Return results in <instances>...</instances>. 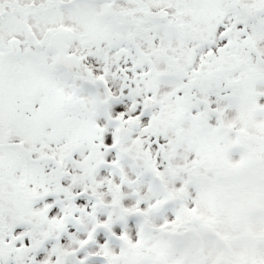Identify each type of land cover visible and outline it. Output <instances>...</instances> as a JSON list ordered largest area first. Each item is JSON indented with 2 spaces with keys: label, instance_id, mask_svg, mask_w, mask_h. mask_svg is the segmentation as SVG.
<instances>
[{
  "label": "snow or ice",
  "instance_id": "snow-or-ice-1",
  "mask_svg": "<svg viewBox=\"0 0 264 264\" xmlns=\"http://www.w3.org/2000/svg\"><path fill=\"white\" fill-rule=\"evenodd\" d=\"M0 264H264V0H0Z\"/></svg>",
  "mask_w": 264,
  "mask_h": 264
}]
</instances>
